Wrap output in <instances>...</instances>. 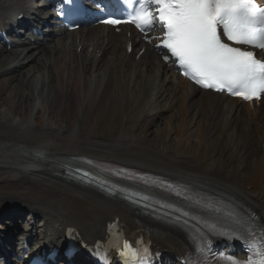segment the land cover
<instances>
[{
	"label": "bare ground",
	"instance_id": "bare-ground-1",
	"mask_svg": "<svg viewBox=\"0 0 264 264\" xmlns=\"http://www.w3.org/2000/svg\"><path fill=\"white\" fill-rule=\"evenodd\" d=\"M30 4L0 0V19L17 16ZM70 37L74 48L69 50L60 38L38 42L27 51L0 44V106L5 111L0 115V208L17 206L35 217L26 234L13 216L10 224H0L7 253L24 239L26 245L35 240V249L38 236L47 239L51 234L37 231L46 226L55 238L52 245L60 243L67 226L88 244L115 217L128 233L143 229L167 262L187 251L183 233L144 218L118 198L62 178L67 165H81L73 158L78 155L185 176L230 193L264 217V101L250 106L201 91L164 64L158 68L155 55L137 56L140 47L126 53V41L132 47L136 43L121 33L93 27L73 31ZM24 72L30 78L46 75L47 82L39 90L32 88ZM91 75L92 82L86 78ZM33 92L49 107L45 121L41 106L36 113L27 106ZM127 99L132 109L149 116L148 126L164 111L172 112L174 124L159 140L160 147L145 146L141 132L132 137L122 133L108 143L93 138L102 110L117 112L119 101ZM84 114L90 125L86 133L79 127Z\"/></svg>",
	"mask_w": 264,
	"mask_h": 264
},
{
	"label": "snow or ice",
	"instance_id": "snow-or-ice-1",
	"mask_svg": "<svg viewBox=\"0 0 264 264\" xmlns=\"http://www.w3.org/2000/svg\"><path fill=\"white\" fill-rule=\"evenodd\" d=\"M125 2L132 7L131 0ZM136 5L129 22L142 32L159 24L163 36L157 47L170 54L164 59L171 57L195 84L245 100L264 96V60L249 50H264V5L257 0H136ZM105 23L121 21L109 18ZM248 251L247 259L228 256L226 264H264V239L250 236ZM130 255L138 253L131 250Z\"/></svg>",
	"mask_w": 264,
	"mask_h": 264
},
{
	"label": "rangeland",
	"instance_id": "rangeland-1",
	"mask_svg": "<svg viewBox=\"0 0 264 264\" xmlns=\"http://www.w3.org/2000/svg\"><path fill=\"white\" fill-rule=\"evenodd\" d=\"M69 55H71L70 52L66 56L69 57ZM71 57H72V55H71ZM25 74H24L25 80H27L30 83L29 85L32 88L36 87V89L39 90V89H41V85L43 84V82L44 83L47 82L46 75L42 76V74L39 73L40 75L38 74L34 78L31 77L33 79V81H32V79L29 77L30 74H28V75H25ZM43 74H45V71H43ZM87 79H90V81H91L93 79V77L87 76ZM33 94L36 96L33 95L34 99L31 98L29 101H27V106L29 109L30 108L32 109L33 113L34 112L36 113V111L38 110V107L41 106L42 108L40 111V115L43 118L42 120L45 121L47 116L49 115V107L44 102L41 103V100L37 97V93L33 92ZM62 101H65V99H63ZM114 101H115V103H114V106H115V104H117V101L116 100H114ZM118 107H119V109L117 110V112H114L113 108L104 109L100 113V116H98L99 119L96 123L95 131L93 132V138L95 140H97L98 142H105V143L107 142L108 143L114 137L119 136L122 133H125V134L132 137L133 133L137 134V133L141 132L142 133L141 139H143L142 142L145 143L144 144L145 146H147L148 148L149 147L150 148L160 147V145H161L160 143L162 141L159 143V140L164 139L163 134L166 132L169 133L170 129H171V124H174V116L171 117L172 112H170V111H164L162 113L163 116L161 114L159 115V117L162 116L161 118H159V117L155 118L153 124L151 126H148V123H149L148 117L149 116L146 117L145 113H140L139 109H132V101L131 100L127 99L126 101L125 100L119 101ZM153 110H156V109H151V111H153ZM4 113H5L4 108L2 106H0V115H3ZM60 115H62V114L56 113L55 116L59 118ZM80 122L81 123H80L79 127L82 128L83 133H86L88 131L90 125H89V120L85 114L83 115V121H80ZM29 123L31 125V122H29ZM52 125L54 126L55 124H52ZM190 128L192 129L193 127H190ZM176 136H177L176 132L174 133V131H172V138L173 139L176 138V140H177ZM170 145H172V144L170 143ZM3 208H4V206L0 209H3ZM21 222L23 225V222H24L23 219H21Z\"/></svg>",
	"mask_w": 264,
	"mask_h": 264
}]
</instances>
